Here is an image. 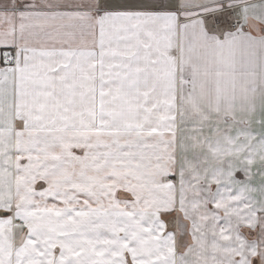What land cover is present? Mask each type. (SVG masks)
Segmentation results:
<instances>
[{"label":"snow or ice","instance_id":"1","mask_svg":"<svg viewBox=\"0 0 264 264\" xmlns=\"http://www.w3.org/2000/svg\"><path fill=\"white\" fill-rule=\"evenodd\" d=\"M0 264H264V0H0Z\"/></svg>","mask_w":264,"mask_h":264}]
</instances>
